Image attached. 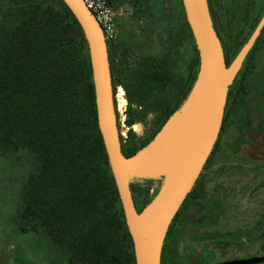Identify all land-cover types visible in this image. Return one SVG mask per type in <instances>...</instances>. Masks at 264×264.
I'll list each match as a JSON object with an SVG mask.
<instances>
[{
  "label": "trees",
  "instance_id": "obj_1",
  "mask_svg": "<svg viewBox=\"0 0 264 264\" xmlns=\"http://www.w3.org/2000/svg\"><path fill=\"white\" fill-rule=\"evenodd\" d=\"M145 1L132 0L136 13L144 11ZM107 3L116 13L126 0ZM179 6L182 17L166 32L184 34L192 48L187 75L180 76L179 65L168 57L138 53L133 66L130 49L108 42L114 96L118 87L127 93V140L121 135L117 113L122 152L127 158L152 141L187 99L196 80L199 54L181 0ZM215 30L230 66L250 37L227 48L219 27ZM263 38L264 29L240 72L242 79L235 93L234 89L229 92L226 109L246 100L248 76L254 71L251 56ZM169 46L171 52H180L181 42ZM124 80H129L131 90ZM115 105L117 108L116 101ZM143 109L145 114L155 113V133L138 144L132 127L140 123ZM217 146L218 142L212 154ZM21 151L32 154L35 167L21 192L16 226L21 235H35L39 245L41 240L45 242L50 264H136L98 126L88 44L62 0H0V154ZM209 162L210 158L204 170ZM200 183L201 177L167 237L177 232L176 224L188 201L199 198ZM130 187L140 213L150 204V190Z\"/></svg>",
  "mask_w": 264,
  "mask_h": 264
},
{
  "label": "rangeland",
  "instance_id": "obj_2",
  "mask_svg": "<svg viewBox=\"0 0 264 264\" xmlns=\"http://www.w3.org/2000/svg\"><path fill=\"white\" fill-rule=\"evenodd\" d=\"M210 1L227 48L251 37L264 15V0ZM131 2L126 0L116 12L119 28L114 45L132 51L130 64L133 66L140 54L157 59L168 57L179 65L180 76L187 75L192 48L184 34L166 32L182 17L179 0H146L142 14L136 13ZM177 40L181 42L180 52H171L169 45ZM251 59L254 71L248 76V97L236 111V118L230 120L228 134L222 137L210 164L203 170L197 191L199 198L188 201L176 225V231L186 232L178 245L205 256V263L237 256L254 240L257 253L263 251L264 161L251 157V154L264 155V38ZM240 72L229 90H233L242 79ZM124 81L131 90L129 80ZM115 101L121 135L127 140L130 130L126 124L128 100L123 87L117 88ZM132 109L135 110V106ZM143 111L140 123L132 127L138 144L146 142L155 133V113L145 114ZM34 167V158L28 151L0 154V264H50L49 255H45V242L40 239L43 243L39 245L35 235H21L16 226L21 192ZM167 174L130 175L129 180L133 186L150 190L151 203L164 186Z\"/></svg>",
  "mask_w": 264,
  "mask_h": 264
},
{
  "label": "water",
  "instance_id": "obj_3",
  "mask_svg": "<svg viewBox=\"0 0 264 264\" xmlns=\"http://www.w3.org/2000/svg\"><path fill=\"white\" fill-rule=\"evenodd\" d=\"M62 1L80 24L88 44L98 126L125 222L133 240L136 264H161L170 226L200 179L219 140L229 87L264 29V16L228 66L208 0H181L199 54V69L187 99L178 110L184 109L183 127L180 141L171 158L167 179L156 198L139 213L129 176H152L165 172L164 166L143 173L133 172L141 169V163L161 137L165 126L146 147L134 156L125 157L118 127L108 44L102 28L83 0ZM221 264H264V256Z\"/></svg>",
  "mask_w": 264,
  "mask_h": 264
},
{
  "label": "flooded vegetation",
  "instance_id": "obj_4",
  "mask_svg": "<svg viewBox=\"0 0 264 264\" xmlns=\"http://www.w3.org/2000/svg\"><path fill=\"white\" fill-rule=\"evenodd\" d=\"M208 3H209L210 11H212L211 1L208 0ZM214 20H215V18H214ZM213 24H214L215 29H216V26L219 27L218 24H216V22L214 23V21H213ZM244 64H245V62H244ZM240 81L238 83H240ZM238 83H237V85H238ZM235 89H237V86L233 90L234 93H235ZM230 91L231 90H229V92ZM228 95H229V93H228ZM227 102H228V100H227ZM230 102H232V101H230ZM243 102L240 103L238 105V107L234 106L233 108H229V109L225 110L224 122H223V126H222L221 133L219 136L218 144L222 140V137L224 135H226V133L228 134V132H229L228 129L231 126L230 120H234L236 118V117H234L235 113L243 105ZM226 108H227V106H226ZM251 157H253V158L258 157L261 161L262 160L264 161V155L263 154L258 155V153L255 152V153L251 154ZM211 158L212 157H210V162H211ZM210 162H209V164H210ZM177 224H178V222H177ZM185 233H186L185 231H177L171 237H167V239L165 240V243H164V248H163V253H162V263L161 264H221V263H225V262H231V261H237V260H246V259H252L255 257L264 256V236H263L262 245H261V249L263 251L260 254L257 253V247H256L257 244H256V241L254 240L253 242L252 241L250 242L249 247L242 248L239 255H237V256L230 257V258H224V259H222L218 262H215V263H205V260H206L205 256H201L200 253L198 254L196 252V250H194L192 248H190V249L181 248L178 245L179 242L182 243V239H183V236L185 235ZM177 236L179 239H176Z\"/></svg>",
  "mask_w": 264,
  "mask_h": 264
},
{
  "label": "bare ground",
  "instance_id": "obj_5",
  "mask_svg": "<svg viewBox=\"0 0 264 264\" xmlns=\"http://www.w3.org/2000/svg\"><path fill=\"white\" fill-rule=\"evenodd\" d=\"M183 119L184 109L182 108L165 125L161 137L141 163V169L133 172L143 173V171H151L159 166L166 167L164 171L167 173L170 171L171 158L180 141Z\"/></svg>",
  "mask_w": 264,
  "mask_h": 264
},
{
  "label": "built area",
  "instance_id": "obj_6",
  "mask_svg": "<svg viewBox=\"0 0 264 264\" xmlns=\"http://www.w3.org/2000/svg\"><path fill=\"white\" fill-rule=\"evenodd\" d=\"M83 1L102 28L106 42H115L118 38L117 16L115 11L108 5L107 0Z\"/></svg>",
  "mask_w": 264,
  "mask_h": 264
}]
</instances>
